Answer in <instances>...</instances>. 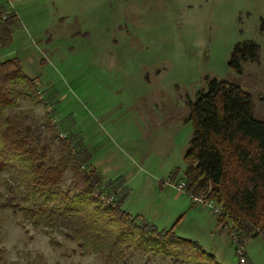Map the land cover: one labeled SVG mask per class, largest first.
Returning a JSON list of instances; mask_svg holds the SVG:
<instances>
[{
  "label": "rangeland",
  "instance_id": "obj_1",
  "mask_svg": "<svg viewBox=\"0 0 264 264\" xmlns=\"http://www.w3.org/2000/svg\"><path fill=\"white\" fill-rule=\"evenodd\" d=\"M0 5L16 16L0 61L17 58L38 89L53 96L45 105L22 95L7 111L39 128L51 159L59 157L60 141L47 137L44 114L54 107L51 122H70L91 153V169L103 182L123 184V211L158 230L172 229L171 248L186 264H210L190 241L214 257L211 264H239L229 226L222 228L218 213L193 200L206 202L205 195L191 197L176 185L184 182L192 136L188 102L210 79L239 84L251 95L254 116L264 120V0H0ZM245 41L259 46V58L242 63L239 75L228 60ZM7 176L0 173V194ZM60 187L76 193L71 171ZM52 235L54 243L19 213L0 207V264H176L131 244L106 260L81 254L75 242ZM243 251L249 264H264L260 237L248 240Z\"/></svg>",
  "mask_w": 264,
  "mask_h": 264
},
{
  "label": "trees",
  "instance_id": "obj_2",
  "mask_svg": "<svg viewBox=\"0 0 264 264\" xmlns=\"http://www.w3.org/2000/svg\"><path fill=\"white\" fill-rule=\"evenodd\" d=\"M15 20V14L0 5V47L11 42ZM260 30L264 31V23ZM258 53L256 43H238L228 67L240 75L241 64L256 63ZM39 91L17 58L0 61V173L8 174L2 180L5 192L0 194V207L19 213L52 243L54 233L75 242L81 254L92 252L111 260L121 246L131 244L136 251L186 264L171 248L176 240L172 229L158 230L121 209L123 184L103 182L91 169V153L71 131L70 122H51L56 117L53 106L44 118L49 140L60 141L56 160L49 156L39 128L7 111L22 95L35 103L51 104L53 96ZM188 104L192 136L184 154L185 192L191 197L205 195L220 206L217 222L222 228L229 226L227 233L235 248L244 250L245 243L256 237L264 242V120L254 116L251 95L237 83L210 79L206 90ZM68 170L76 193L60 187ZM99 195L112 199L104 203ZM130 230L134 236L128 235ZM190 245L199 258L214 263V257L196 243L190 241ZM243 256L244 264H249L245 251Z\"/></svg>",
  "mask_w": 264,
  "mask_h": 264
},
{
  "label": "built area",
  "instance_id": "obj_3",
  "mask_svg": "<svg viewBox=\"0 0 264 264\" xmlns=\"http://www.w3.org/2000/svg\"><path fill=\"white\" fill-rule=\"evenodd\" d=\"M177 189L180 191H184L185 189V184L183 183H179L178 185H176ZM100 201L104 202V203H109L112 199V197H105L104 195H99L98 196ZM194 201H198L202 204L208 205L215 213H219L220 212V208H218L217 206H214L212 204L211 201H206L204 202L202 199H198V198H193ZM236 254L238 256V263L239 264H244V256H243V249L241 247H236L235 249Z\"/></svg>",
  "mask_w": 264,
  "mask_h": 264
}]
</instances>
